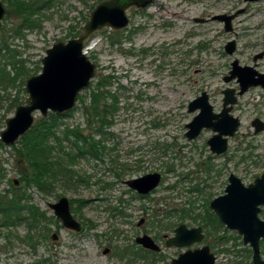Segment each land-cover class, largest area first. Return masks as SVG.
<instances>
[{"label":"rangeland","instance_id":"374dc122","mask_svg":"<svg viewBox=\"0 0 264 264\" xmlns=\"http://www.w3.org/2000/svg\"><path fill=\"white\" fill-rule=\"evenodd\" d=\"M15 1L4 4L14 10ZM101 1L51 0V7L35 17L37 24L24 27L21 35L12 33L21 21L16 13L7 24L3 20L6 25L2 29V24L0 36L18 51L29 74L22 76L23 84L20 78L0 91V133L17 107L26 103V81L41 72L47 49L74 38L72 35L78 37ZM241 8L245 11L234 19L230 31L224 22L213 19ZM127 14L128 26L119 30L105 26L85 41V52L96 64L91 82L108 77V88L119 101L107 129L110 133L94 135L106 145L102 159L81 157L73 165L84 182H77L75 175L70 185L57 182L49 191L35 186L27 190L48 219L31 230L30 221L1 227L0 264H171L188 248L204 244L211 245L216 264L252 261L251 247L237 231L225 226L217 231L204 228L207 239L188 247H166L164 236L174 235L181 223L198 226L191 219L181 221L176 210L194 202L196 212L202 213L203 206L224 193L231 173L249 184L264 172V130L255 132L252 125L255 118L264 121L262 86H252L238 95L232 114L241 124L229 137V148L223 154L210 151L207 140L214 134L211 129H204L193 140L185 135L186 124L198 113L188 108L194 98L208 92L218 112L224 89L235 88L238 93L237 79L225 80L235 59L264 73V56L255 59L264 52V0H153L145 8L130 7ZM231 40L237 47L229 54L225 46ZM89 88L80 93L86 103ZM17 99L22 102L11 107ZM71 111L62 128L80 126L85 133H95L94 127L87 125L79 97ZM41 117L40 112L35 113V119ZM20 138L13 145L0 138V195L12 192L21 177L22 162L16 152ZM150 172L162 173V182L149 197L139 198L125 181ZM61 197L70 200L71 212L82 224L80 231L66 227L49 207ZM260 217L264 219V206ZM143 233L162 245L161 256L145 252L135 242ZM226 247L229 251H224Z\"/></svg>","mask_w":264,"mask_h":264},{"label":"water","instance_id":"95a60500","mask_svg":"<svg viewBox=\"0 0 264 264\" xmlns=\"http://www.w3.org/2000/svg\"><path fill=\"white\" fill-rule=\"evenodd\" d=\"M153 0H103L92 11L89 20L83 26V32L67 41H58L48 48L42 58V70L26 81L28 97L25 104L19 105L15 115L6 120V128L0 133V138L7 145H13L34 124L35 113L40 112L47 116L49 112L62 114L72 110L78 101L79 94L90 87L91 79L96 72V64L85 52V41L95 31L105 26L119 30L129 25L130 18L127 10L136 6L145 8ZM258 1V0H248ZM243 12L237 10L232 14L215 15L213 19L225 23L227 31L232 30L233 20ZM7 8L0 0V29L6 16ZM204 19H201L203 21ZM236 41H229L225 49L229 54L235 52ZM263 57V53L256 55L255 59ZM232 69L225 76V80L237 79L240 84L239 94L245 93L249 87L261 85L264 87V73L257 71L249 65H241L235 59ZM224 108L220 113L214 111L208 92L189 103V111L199 112L186 124L188 130L186 137L193 140L200 135L203 129H212L215 133L208 139L210 150L215 154H222L228 149V139L233 136L240 126V118L230 114L233 105L237 103L236 90H224ZM256 132L264 130V121L256 118L253 121ZM160 172L126 180V184L139 193L148 194L157 188L161 182ZM19 183L18 180L15 181ZM264 205V174L257 177L253 183L246 185L240 177L232 173L225 193L210 202V208L217 213L220 221L230 230H236L242 237L244 244L252 248L253 264H264L261 251V240L264 239V220L260 217L261 206ZM49 207L63 224L71 229L80 231L81 223L71 212L70 200L61 197ZM202 226L188 227L182 223L175 228V235L167 239L168 247H185L204 239ZM141 246L159 251L161 247L147 234L136 238ZM217 257L210 246L200 249L187 250L172 260V264H216Z\"/></svg>","mask_w":264,"mask_h":264},{"label":"trees","instance_id":"16d2710c","mask_svg":"<svg viewBox=\"0 0 264 264\" xmlns=\"http://www.w3.org/2000/svg\"><path fill=\"white\" fill-rule=\"evenodd\" d=\"M4 1L8 2L9 0ZM15 3L13 2L14 6L12 5L14 10L8 7L3 19L7 24L8 19L14 13L21 19L18 26L12 28V33L15 35H21L24 27L37 24L38 19L35 17L39 16V13L45 9L50 8L52 4L51 0H16ZM8 5L11 4L8 3ZM6 24H3L2 29L5 28ZM2 29H0V33ZM18 55V51L11 46L8 39L5 36H0V91L6 90L7 85L14 84L20 78L23 84L22 76L25 72V74H29L24 70V59L19 58ZM9 67L11 68L9 69ZM110 83L111 80L108 77H102L96 82H91L90 88L87 90V92L90 91L89 102L87 103L86 100L84 101L83 93L79 96V100L83 103L87 125L91 128L93 126L95 133H85L80 126L62 128L63 119L72 113L70 110L62 114L49 112L47 116L35 119L31 129L21 136V144L16 148L19 161L22 162L20 164L22 167L19 178L20 184L14 183L12 192L0 195V228L15 227L23 221H30L29 229L31 230L45 223L48 219L47 212L32 202L27 190L35 186L39 190L49 191L54 189L57 182L70 185L75 179V175H77V182H84L86 179L77 174L73 165L81 157L91 156L102 159L106 145L101 138L96 139L94 135L104 136L110 133L107 129L113 123V116L117 112L119 103L117 95L110 92L108 88ZM21 102L17 99L10 105L12 107ZM195 189L201 191L197 186ZM190 203L186 209L176 210V212L181 213V221L191 219L195 223L215 231L224 227L218 215L208 205L203 206L204 210L201 213L196 212L194 202ZM168 212L170 213L169 216L172 217L173 213ZM224 251H229V248H224ZM150 253L157 254L156 252ZM242 264H253V262L247 259Z\"/></svg>","mask_w":264,"mask_h":264},{"label":"flooded vegetation","instance_id":"af4514ba","mask_svg":"<svg viewBox=\"0 0 264 264\" xmlns=\"http://www.w3.org/2000/svg\"><path fill=\"white\" fill-rule=\"evenodd\" d=\"M246 2L248 1V0H245ZM250 2H252V1H250ZM254 2V1H253ZM241 9H243V12L245 11V8H241ZM239 10V9H238ZM234 21V20H233ZM233 25V24H232ZM75 38V37H74ZM261 53H263V56H264V52H261ZM258 54H260V53H258ZM257 54V55H258ZM256 57V56H255ZM258 59V58H257ZM243 66H245V65H243ZM232 69V68H231ZM230 72V71H229ZM262 73V72H261ZM239 86H240V84H239ZM256 86H261V85H256ZM252 87V86H251ZM263 87V86H262ZM230 88V87H229ZM250 88V87H249ZM264 88V87H263ZM227 89V88H226ZM235 89V88H234ZM225 90V89H224ZM224 90H223V92H224ZM236 90V89H235ZM249 90V89H248ZM247 90V91H248ZM239 91H240V89H239ZM239 91H238V93L236 92V95H237V98H238V95H242V94H239ZM224 94V93H223ZM244 94V93H243ZM224 97H225V95H224ZM237 102H238V100H237ZM236 104V103H235ZM234 104V105H235ZM234 105H233V108H234ZM224 108V98H223V106H222V108H221V110L220 111H218V112H216L215 110V112L216 113H220L221 111H222V109ZM233 108H232V110H233ZM232 110L230 111V114H232ZM198 112H199V110H198ZM233 115V114H232ZM234 116V115H233ZM234 117H238V116H234ZM256 119V118H255ZM254 119V120H255ZM260 119V118H259ZM253 120V121H254ZM253 121H252V125H253ZM263 121V120H262ZM240 124H241V120H240ZM254 126V125H253ZM240 127V126H239ZM255 127V126H254ZM205 129H207V128H205ZM239 129V128H238ZM204 130V129H203ZM202 130V131H203ZM212 130V129H211ZM213 131V130H212ZM238 131V130H237ZM236 131V132H237ZM235 132V133H236ZM255 132H256V128H255ZM215 133V132H214ZM201 134V133H200ZM185 135H186V133H185ZM213 136V135H212ZM231 137V136H230ZM207 144H208V140H207ZM210 148V147H209ZM228 148H229V139H228ZM228 150V149H227ZM211 151V150H210ZM212 152V151H211ZM226 152V151H225ZM213 153V152H212ZM213 154H215V153H213ZM223 154V153H222ZM216 155H221V154H216ZM150 173H152V172H150ZM232 174V173H231ZM230 174V175H231ZM235 174V173H234ZM262 174H264V172L262 173ZM262 174H260V175H258L257 177H259V176H261ZM161 175H162V173H161ZM229 175V176H230ZM139 177V176H138ZM239 177V176H238ZM256 177V178H257ZM135 178V177H134ZM255 178V179H256ZM162 179H163V175H162ZM162 179H161V182H162ZM255 181V180H254ZM253 181V182H254ZM161 182H160V184H161ZM228 182H229V177H228ZM252 182V183H253ZM126 183V182H125ZM160 184H159V186H160ZM250 184V183H249ZM249 184H246V185H249ZM228 185V184H227ZM158 186V187H159ZM131 190H133V191H135V193H136V195L139 197V198H146V197H149L150 196V194L152 193V192H154V191H156V189L158 188H155L154 190H152L150 193H148V194H142V193H139L136 189H133V188H131L130 186H128ZM226 189V188H225ZM224 193H225V190H224ZM223 193V194H224ZM223 194H221V195H223ZM220 196V195H219ZM218 197V196H217ZM216 198V197H215ZM214 199V198H213ZM212 201V200H211ZM210 201V202H211ZM210 202H209V207H210ZM262 206H264V205H262ZM262 206H261V211H262ZM211 209V208H210ZM212 210V209H211ZM213 211V210H212ZM216 213V212H215ZM217 214V213H216ZM260 214H261V212H260ZM259 214V215H260ZM219 217V216H218ZM219 220H220V218H219ZM264 220V219H263ZM144 220H141V222L140 223H142ZM221 222V221H220ZM222 223V222H221ZM182 224V223H181ZM223 224V223H222ZM82 225V224H81ZM180 225V224H179ZM224 226H225V224H223ZM188 226V225H187ZM198 226H202V231H203V233H204V239L201 241V242H203L204 240H205V238L207 239V235H206V233H205V231H204V226L203 225H201V224H199ZM189 227V226H188ZM193 227H196V226H193ZM228 230H230L227 226H225ZM191 228V227H190ZM236 231V230H235ZM144 234H147V233H143L142 235H144ZM147 235H149V234H147ZM174 235H175V229H174ZM174 235H172V236H174ZM139 236H141V235H139ZM139 236H137V237H139ZM151 236V235H150ZM136 237V238H137ZM152 237V236H151ZM169 237H171V236H167V235H165L164 236V238H165V246L166 247H168L167 245H166V241H167V239L169 238ZM136 238H135V242H136ZM154 240H155V242L161 247V249L159 250V251H155V250H151V249H148V248H145V247H143V246H141L140 244H138L137 242V244L142 248V249H144V250H147V251H150V252H156L157 254H159L160 256L162 255V251H163V248H162V245L154 238V237H152ZM243 238V237H242ZM221 239V238H220ZM264 240V239H263ZM194 243H198V242H194ZM193 243V244H194ZM261 243H262V240H261ZM192 245V244H191ZM205 245H208V246H210V248H211V245H209V244H204V245H202V246H200V247H194V248H188L187 250H195V249H200V248H202L203 246H205ZM247 245H249V244H247ZM190 246V245H189ZM250 246V245H249ZM171 247H176V246H171ZM185 247H188V246H185ZM251 247V246H250ZM177 248H180V247H177ZM252 249V248H251ZM187 250H185V251H187ZM184 251V252H185ZM211 251H212V249H211ZM262 251V250H261ZM183 253V252H182ZM181 254V253H180ZM179 254V255H180ZM216 255V254H215ZM252 255H253V251H252ZM217 257V256H216ZM177 258V257H176ZM174 259V258H173ZM172 259V260H173ZM172 260H171V264H172ZM216 262H217V260H216Z\"/></svg>","mask_w":264,"mask_h":264}]
</instances>
